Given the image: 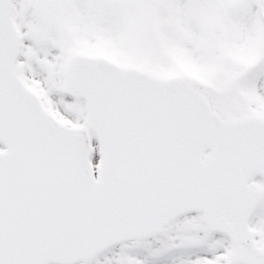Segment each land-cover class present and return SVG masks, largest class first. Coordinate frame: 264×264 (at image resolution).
Listing matches in <instances>:
<instances>
[{
	"label": "snow or ice",
	"instance_id": "6c2138e0",
	"mask_svg": "<svg viewBox=\"0 0 264 264\" xmlns=\"http://www.w3.org/2000/svg\"><path fill=\"white\" fill-rule=\"evenodd\" d=\"M0 264H264V0H0Z\"/></svg>",
	"mask_w": 264,
	"mask_h": 264
}]
</instances>
